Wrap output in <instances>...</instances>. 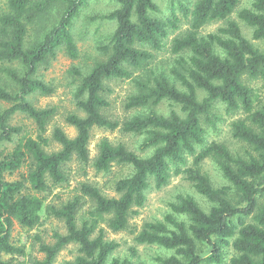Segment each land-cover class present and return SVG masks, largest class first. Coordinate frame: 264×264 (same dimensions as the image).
Here are the masks:
<instances>
[{
    "label": "trees",
    "instance_id": "trees-1",
    "mask_svg": "<svg viewBox=\"0 0 264 264\" xmlns=\"http://www.w3.org/2000/svg\"><path fill=\"white\" fill-rule=\"evenodd\" d=\"M90 1L6 0L0 10V104L8 105H0V148L12 145L0 150V264H54L69 246L76 247V255L62 264H133L135 249H129L130 257H115L119 245L107 239L106 230L127 231L148 193L181 175L206 206L192 195H179L161 220L142 226L134 243L168 252L157 264H264V101L249 85L264 82V48L246 39L231 19L235 13L252 40L264 42V0H251L242 9L241 0H162L165 15L156 0H109L110 10L85 18L86 27L112 25L97 43L99 58L86 69L69 71L77 83L73 102L82 115L69 114L65 123L76 134L70 138L56 127L47 137L56 111L37 108L30 97L54 93L38 74L58 51L78 58L73 28ZM215 22L223 26L200 34ZM184 24L187 29L181 30ZM164 51L172 57L168 71L152 66ZM113 80L130 81L134 88L124 108L135 112L122 121L105 114ZM162 104L175 109L157 111ZM222 111L240 115L230 123V135L242 153L207 141ZM16 114L32 121L34 137L11 125ZM95 128L141 137V154L104 139L91 158ZM52 143L57 150H50ZM205 160L221 185L203 171ZM73 163L86 181L63 199L54 191L70 186ZM114 165L129 173L112 183V196L87 181L88 169L109 175ZM15 173L17 180L6 179ZM43 215L62 230H53L48 242L31 236L30 249L39 259L12 240V232L15 225L31 232Z\"/></svg>",
    "mask_w": 264,
    "mask_h": 264
},
{
    "label": "rangeland",
    "instance_id": "rangeland-1",
    "mask_svg": "<svg viewBox=\"0 0 264 264\" xmlns=\"http://www.w3.org/2000/svg\"><path fill=\"white\" fill-rule=\"evenodd\" d=\"M251 0H241L239 4V9L247 7ZM6 0H0V10L4 8ZM160 9L162 10V15L167 13V4L165 1L156 0ZM112 8V4L109 0H91L89 6L82 11L80 16L77 18L73 34L75 37L77 49H78V58L70 59L65 52L58 51L56 57L50 62V65L45 69L41 68L38 76L47 84H50L54 88V93L50 96L43 97L39 95H34L30 97L31 102L37 108H53L55 109V114L50 119L46 136L50 137L54 128L58 127L67 134L68 137L72 138L75 136L76 131L73 127H70L65 123V118L69 114H78L82 115L77 111L74 102H73V93L76 86L74 82V77L69 74V71L72 67H78L81 69H86L90 67L94 60L99 58V53L96 50L97 43L99 40L107 36L112 32V25L109 23L97 24L93 23L90 26H85L86 15L95 11V12H105ZM232 20H235L240 25L243 36L252 42L258 48H264V42L253 41L251 37V30L247 28L242 22H240L234 13L231 16ZM223 26L222 22H215L205 25L201 30V35H207L209 33L215 32L219 27ZM187 29V25L184 24L181 27V30ZM174 36H171V40ZM172 62V57L168 51L159 53L155 60L153 61V67L155 66L159 70L168 71L169 64ZM1 77V76H0ZM250 87L255 89L258 97L264 101V82L261 80H252L249 82ZM109 93L106 97L110 103L109 108L105 111V114L109 119L114 121H122L130 114H133L135 111L128 112L124 108V103L126 97L133 92V84L130 81H117L113 80L108 83ZM2 108H7L8 105L5 103L0 104ZM175 109L170 107L168 104H162L160 107H156L157 111L162 113H167L169 110ZM221 122H216V130L209 129L207 135V141H215L226 145L233 152H243L241 144L236 142L231 138L230 135V123L239 118L240 115L226 116L223 111L220 113ZM11 125L15 127H21L23 132L22 134L35 136V126L32 121L26 119L21 114H16L12 120ZM108 140L112 144H124L129 150L141 154L139 146L142 143L141 137H135L132 135L123 134L119 129L114 131H107L103 129L95 128L92 131L91 141H90V154L91 158L95 157L97 154V145L101 140ZM4 147L10 149L12 145H5L0 148L2 150ZM58 145L52 143L50 150H57ZM203 171H205L211 178V180L216 184V186L223 183L219 173L209 162L205 160L203 163ZM72 169L71 182L70 186L65 189H56L55 194L61 195L63 199H67L71 195V191L75 187L76 183L80 181H86L81 178L79 172L77 171L78 167L75 163L70 165ZM21 173H25L26 170L22 169ZM129 173L127 168H122L120 166L114 165L112 167L111 173L109 175L98 174L93 169H88L87 181L97 185L103 193L107 195H113L112 190H110L112 183L117 179L126 176ZM19 178L18 173L13 175H6L8 181H14ZM189 194L192 195L202 206H206L203 199L200 198L197 193L191 188L190 184L185 180V176L173 177L168 185L161 190H151L147 195V201L143 208L138 210V214L130 220L129 229L125 232L112 233L109 230H106V237L108 240L116 242L119 247L114 252L115 257L125 258L130 257L129 249L134 248L136 254L131 257L133 264H157L155 261L158 257H165L169 253L161 249H158L155 246H144L136 245L133 241L134 235L139 232L142 226L145 223L153 222L156 220H161L163 214H165L169 207L168 205L175 201L176 197L179 195ZM49 197V201H53ZM59 229L62 230L61 224L57 221L48 218L47 216H42V224L32 230L27 232L25 229H22L18 225H15L12 232V240L19 245H24L26 247V252L32 254L36 258H41L40 254L36 253V249H30L33 239L32 235L41 236L42 239H45L48 242V237L53 230ZM76 255V247L69 246L57 256L54 264H62L65 261L73 260ZM226 262L231 257V251L225 255Z\"/></svg>",
    "mask_w": 264,
    "mask_h": 264
}]
</instances>
